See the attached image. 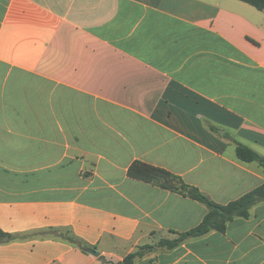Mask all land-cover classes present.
I'll list each match as a JSON object with an SVG mask.
<instances>
[{"label":"crops","instance_id":"crops-1","mask_svg":"<svg viewBox=\"0 0 264 264\" xmlns=\"http://www.w3.org/2000/svg\"><path fill=\"white\" fill-rule=\"evenodd\" d=\"M237 143L264 156L263 10L0 0V264H264V200L162 247L208 209L127 174L159 166L225 204L264 183Z\"/></svg>","mask_w":264,"mask_h":264},{"label":"trees","instance_id":"trees-1","mask_svg":"<svg viewBox=\"0 0 264 264\" xmlns=\"http://www.w3.org/2000/svg\"><path fill=\"white\" fill-rule=\"evenodd\" d=\"M259 10L264 11V0H242ZM237 156L244 161H256L264 170V156L259 155L251 148L237 143ZM129 177L155 184L164 189L179 192L204 204L208 211L201 222L184 232H174L177 236L173 239L161 238L157 246L173 247L181 243L187 237H196L210 230L224 231L230 220L235 217H248L251 207L257 202L264 200V183L244 193L237 199L220 204L213 201L196 186L185 183L182 178L162 167L151 165L142 161H133L127 170ZM63 231H60L62 234ZM11 234L0 231V238H11ZM144 250H151L153 245H144ZM142 251L128 253L122 260L114 264H133L136 256H141Z\"/></svg>","mask_w":264,"mask_h":264},{"label":"water","instance_id":"water-1","mask_svg":"<svg viewBox=\"0 0 264 264\" xmlns=\"http://www.w3.org/2000/svg\"><path fill=\"white\" fill-rule=\"evenodd\" d=\"M88 251L94 255H98V252L93 248H89Z\"/></svg>","mask_w":264,"mask_h":264}]
</instances>
